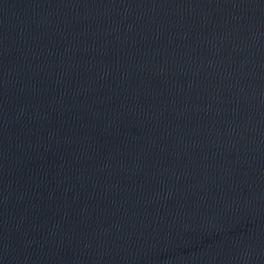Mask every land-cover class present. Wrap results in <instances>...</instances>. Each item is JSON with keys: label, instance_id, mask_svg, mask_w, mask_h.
I'll list each match as a JSON object with an SVG mask.
<instances>
[{"label": "water", "instance_id": "obj_1", "mask_svg": "<svg viewBox=\"0 0 264 264\" xmlns=\"http://www.w3.org/2000/svg\"><path fill=\"white\" fill-rule=\"evenodd\" d=\"M0 264H264V0H0Z\"/></svg>", "mask_w": 264, "mask_h": 264}]
</instances>
